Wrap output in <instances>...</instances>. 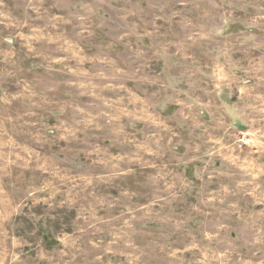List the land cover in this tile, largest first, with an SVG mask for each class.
<instances>
[{
	"label": "rangeland",
	"instance_id": "rangeland-1",
	"mask_svg": "<svg viewBox=\"0 0 264 264\" xmlns=\"http://www.w3.org/2000/svg\"><path fill=\"white\" fill-rule=\"evenodd\" d=\"M224 62L264 95V0H0V264H264Z\"/></svg>",
	"mask_w": 264,
	"mask_h": 264
},
{
	"label": "crops",
	"instance_id": "crops-1",
	"mask_svg": "<svg viewBox=\"0 0 264 264\" xmlns=\"http://www.w3.org/2000/svg\"><path fill=\"white\" fill-rule=\"evenodd\" d=\"M231 61L233 62L234 60L232 59ZM220 66L221 68L219 69V72L221 73V80L218 81L219 84L216 86L221 91L219 94L220 96L215 97V103L217 105L221 104V106L216 107V109L211 107L209 108L208 105H210V102L208 99H205L204 104L207 105L205 112H208L209 115L216 120H223L230 123L231 128L238 132L239 130L237 128L251 126L253 111L251 103L253 102V98L257 102L261 100V102L264 104V95L257 94L255 97H253V86L251 87L250 85L240 84V81L236 79L235 76H232L231 78H225L224 72H230L231 70L226 68V62L219 64V67ZM229 89L234 92V97L231 98V100H227L222 96V94ZM219 90L216 89V92ZM245 131L248 132L249 130Z\"/></svg>",
	"mask_w": 264,
	"mask_h": 264
}]
</instances>
